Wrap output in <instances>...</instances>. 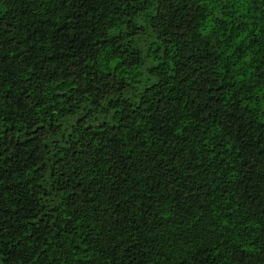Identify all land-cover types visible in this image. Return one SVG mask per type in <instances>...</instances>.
I'll use <instances>...</instances> for the list:
<instances>
[{
  "label": "trees",
  "instance_id": "16d2710c",
  "mask_svg": "<svg viewBox=\"0 0 264 264\" xmlns=\"http://www.w3.org/2000/svg\"><path fill=\"white\" fill-rule=\"evenodd\" d=\"M0 264H264V0H0Z\"/></svg>",
  "mask_w": 264,
  "mask_h": 264
}]
</instances>
